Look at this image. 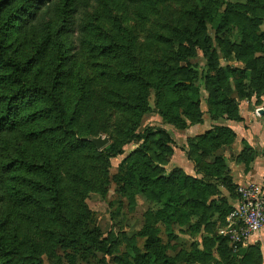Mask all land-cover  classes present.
<instances>
[{"label": "rangeland", "instance_id": "rangeland-1", "mask_svg": "<svg viewBox=\"0 0 264 264\" xmlns=\"http://www.w3.org/2000/svg\"><path fill=\"white\" fill-rule=\"evenodd\" d=\"M219 1L222 4L220 11L224 16H218L215 19L216 22L221 24L225 20L224 17L230 22L225 24V20L220 25L221 30L218 31L214 30L211 25L207 26L206 32L203 33L204 35L200 39H206L203 40V42L205 41L203 45L210 48L209 55L204 54L201 50L197 51L193 47L187 49V47L175 43V39L179 35L182 37L188 35L186 26L180 27V30L175 27L170 30L171 23L176 24L179 20L185 21L186 0H166L163 5L158 6V10L151 16H143L140 19L128 18L127 20L114 0H96L92 2V6L89 5L86 19L95 23L97 27L100 25L101 32L117 33L120 32L119 26H123L126 32L133 33L134 53L138 55V59H141L137 65L143 69L145 68V80L148 79L147 74L149 72L154 73V76L149 78V82L145 86V95L142 97L146 101L147 112L140 116V120L136 122L138 129L129 139L127 137L128 130L121 131L119 129L125 114L124 109H118L117 111V108H115V113H117L111 122H107L103 116L100 118L95 116L92 125H89L86 120L80 121L77 118H75V121L72 120L71 129L76 139L90 142L97 138L109 139L108 144L98 149L108 159H105V162L103 161L101 171L96 174L99 177H107V181H103L101 178L97 182L101 185L97 188L92 184L91 176L92 173H96L99 166L94 169V172L85 173L81 171L79 177L69 179L73 167L78 166L81 168V162L84 161L81 158L83 153H76L74 157L66 155L63 158L59 154L61 149L57 148L53 151L50 150V153H52L51 162L54 165L58 163L57 169L61 171L60 179H62L59 187L63 190L59 197H56L52 192L49 194L46 192L47 195L44 200L39 190L41 188H54L53 181L52 177L49 179L46 175V169H44L43 174H41L40 169L35 171V164L43 165L47 160L48 148L53 147L43 143L37 145L35 150L30 151L27 148V143L19 136L13 138L11 150L8 152L7 157L9 161L17 160L19 166L13 173L11 172L6 176V188L16 189L18 194L12 193L16 203L14 207L12 206L2 214L3 219L8 222L10 229H13L14 226H17V223L29 221L27 220L29 214L24 210H30L32 206L35 209L32 216L36 220L47 217L53 219V223L57 222L68 228V232L71 233H69L72 242L70 245L75 247V249L64 248L63 250L60 247L54 248V241L46 245L42 244L44 247L40 250V253H42L44 264H72L71 261H75L73 264H162L165 255L173 258L175 264H192L193 260L189 255L194 253L196 249L206 248L203 242L204 237L212 239L215 234L222 237L225 225L211 227L208 230L203 225L198 230L196 227L198 219L196 217H191L188 222L183 215L179 216V220L172 223L171 229L167 228L164 220L159 217L161 204L149 198V196L135 194L136 188L133 185H127L123 192L119 190L115 183V177L119 174V167L122 162L133 152L144 150L146 146H149V154L153 157L152 159H154L157 167V177L165 180L170 179L167 184L171 189L176 191L179 187L176 182L171 180L172 177H177L178 181H181L184 178L183 176H188L191 179L201 180L212 185L211 189H215V191L211 193L216 194L214 199L217 198L218 200L224 195L235 193L237 185L232 178H230L232 183L216 178L205 179L203 170H205V165L208 163L204 162L201 168H195V174L192 172L187 174L180 170L175 163L176 151L189 150L187 156L192 161L189 156L192 145L197 144L199 141L202 142L203 136L215 131L216 128H223L221 125H213L210 130L198 136L184 134L191 127L203 125L206 118H209L212 122L227 120L225 117L219 120L212 119L214 116L212 111H215V105L211 103L213 99L221 101L218 106L219 112L230 109L233 115L239 116L238 123L245 122L242 115L247 111L246 109L253 112L256 119L263 118L259 124L263 133H261L262 137H259L264 140V0ZM150 30L154 33H149ZM156 34H163L168 39L161 41L159 45L157 37H155ZM69 42L70 39H67L62 33V22L58 18L51 20L49 14L43 19L37 18L28 28V31L16 32L6 46L9 54L23 60L34 54L35 45L40 44L43 48L49 45L50 52L45 63L43 64V61L35 67V75H38L36 81L39 85H45L52 81L51 79L56 75L59 55H62L65 44ZM85 45L86 48L83 47L82 50V58L73 65V81L76 88H78L77 93L84 96L87 94L85 82H88L91 78L93 79L94 76L99 78L107 68L111 69L110 63L112 61L110 60L113 56V53L108 52L109 56L107 58L109 60L96 58L91 53L92 44L86 42ZM159 47L164 51V55L161 54ZM159 59H161L160 63L157 62ZM151 60H154L155 64L150 62ZM187 64L190 65V70L196 73L194 78L201 93L200 109L203 114L200 123H196L198 119L196 117L192 121H188L187 126L183 128L181 123H184V120L182 122L181 119L173 115L164 117L159 110V105L166 82L174 74L172 69L184 67ZM41 66L45 73L42 76L39 74ZM131 68L136 69V64L133 63ZM226 70L230 72L229 75L228 72H225ZM237 70L241 72L238 73ZM221 77L222 80H220ZM102 78H104V74L101 75L100 80ZM220 83H223L227 92L225 97H220L217 92H213L221 86ZM96 90L98 92L97 87ZM99 92H101L100 88ZM96 101L98 106L101 105V108L106 109L107 104L98 101V99ZM72 102L70 105L75 104L76 100ZM38 104L44 107L43 104L38 102L36 106ZM138 105L139 102L136 101L134 107L138 108ZM28 108L29 102L26 101L24 111L30 112L31 110L28 111ZM72 113V109H70L68 120L71 118ZM131 118L130 120L137 121L138 112L134 110ZM56 120L54 114L50 113L47 120L37 121L36 123L39 124L35 127L43 131L46 127L53 126ZM65 120L67 121V119ZM35 127L30 126L20 129L18 133L24 135L25 132L35 129ZM108 127L114 130V136L109 135L106 130L109 129ZM160 130L164 133L162 136L159 134L158 138L163 139L165 145L156 142L157 136L149 141L136 140L138 136L144 138L150 132L155 131L156 133ZM236 137L235 135L234 139L230 138L231 145L223 146L219 154L222 153L221 151H228L233 148L237 140ZM114 139H117V142L113 143ZM240 149H242L238 153L240 161H244L248 155L253 156L247 144L242 143ZM119 151H121V154ZM159 152L162 156L159 155ZM67 158H70V160H67ZM22 161H25V163L20 165ZM211 161L212 159L208 160V162ZM140 167L142 168V165ZM141 170L143 171V169H139L140 172ZM190 191L192 192L190 189L185 190L184 197L180 198L185 207L187 201L192 199V195L189 194ZM59 203H61V207H59ZM111 204L112 206H110ZM148 226H151L152 229ZM94 229L100 230L105 238L118 241L119 252H115L110 256L98 253L95 246L90 242L92 239L90 233ZM151 235L156 237V244L161 247L158 252L162 253L157 256L156 260L144 261L140 258L148 253L147 245ZM255 245L261 246L262 257L259 264H264V243H251L247 247ZM211 247L214 249L212 244ZM47 248L51 251L50 254Z\"/></svg>", "mask_w": 264, "mask_h": 264}, {"label": "trees", "instance_id": "trees-1", "mask_svg": "<svg viewBox=\"0 0 264 264\" xmlns=\"http://www.w3.org/2000/svg\"><path fill=\"white\" fill-rule=\"evenodd\" d=\"M93 1L96 0H0V264H44L42 253H40V250L44 247L42 244L46 245L52 241H54V248L75 249L74 246L70 245L72 242L70 241L68 228L57 222L53 223L51 218L45 217L36 220L32 216L35 211L32 206L30 210H24L29 214L27 218L29 221L17 223V226H14L13 229H10L8 222L3 219L2 214L12 206L14 207L16 203L13 194H18L16 189L6 188V176L11 172L13 173L19 166L17 160L9 161L7 157L8 152L11 150L13 138L19 136L27 143V148L30 151L35 150L37 145L43 143L53 147L48 148L49 151L46 156L48 161L46 160L43 165L34 163L35 171L40 169L41 174H43L44 169H46L48 178L51 179L52 177L54 188H41L39 190L45 200L47 193L52 192L56 197H59L63 190L59 187L62 181L60 179L61 171L57 169L58 163L54 165L51 162L52 153H50V150L60 148L61 153L59 154L63 158L66 155L74 157L76 153H83L81 158L84 161L81 162V168L78 166L73 167L69 179L79 177L81 171L85 173L94 172V169L99 166L96 173H92V184L97 188L101 185V183L97 184L101 178L103 181H107V177H99L96 174L101 171L103 161L105 162V159L108 158L103 156L93 142L79 140L74 137L71 123L75 121V118L80 121L86 120L89 125H92L95 116L98 118L103 116L107 122H111L117 113L115 111L124 109V116L120 115L123 116V119L119 129L121 131L128 130L127 137L129 139L138 129L136 122L140 120L142 114L147 112L148 107L142 97L146 92L145 86H147L149 78L154 76V73L149 72L147 74L148 79H144L145 68L143 69L137 65L141 59H138V55L134 53L133 33L126 32L123 26H119L120 32L104 33L100 31V25L97 27L95 23L86 19L87 9L89 5L92 6ZM114 1L122 10L126 20L128 18L140 19L143 16H151L158 10V6L166 2V0ZM221 5L219 0H186L185 21L179 20L176 24L171 23L170 30L173 27L180 30V27L186 26L188 35L183 37L179 35L176 37L175 43L183 45L187 49L193 47L195 50H201L204 54L209 55L210 48L203 45L205 42L203 40L206 39L200 38L203 37L208 25H211L216 31L221 30L220 25L226 18L224 17L225 20L221 24H218L215 20L220 15L224 16L220 11ZM49 14L51 20L58 18L62 22V33L67 39H70V42L65 44L62 55H59L57 73L51 79L52 81L45 85H39L36 81L38 75H35V67L43 61V64L45 63L50 52L49 45L44 48L40 44L35 45L34 54L23 60L9 54L6 45L16 32L28 31V28L37 18L43 19ZM227 22H230V20H226L225 24H228ZM149 33H154V31L150 30ZM155 37H157L159 45L161 41L168 39L163 34H156ZM86 42L92 44L91 53L96 58L109 60L107 58L109 56L108 52L113 53V56L110 60L112 61L110 63L111 69L107 68L108 71L105 70L104 73H101V75L104 74V78L100 80L101 75L99 78L94 76L93 79L91 78L88 82H85L87 94L84 96L77 93L78 88H76L73 81V65L82 58V50L83 47L86 48ZM160 52L164 55L161 48ZM150 62L155 64L154 60ZM157 62L160 63L161 59ZM133 63L136 64V69L131 68ZM172 71L174 74L169 77L161 93L159 105L161 114L164 117L173 115L181 121L184 120V123H181L183 128L187 126L188 121H192L196 117L198 118L196 123H200L203 113L200 109L201 93L194 78L195 71L190 70L189 64L174 68ZM225 72H228V75L230 74L227 70ZM237 72L240 73L241 71L237 70ZM39 74L41 76L45 75L42 66L39 69ZM182 74L184 76H181ZM222 79L221 77L220 80ZM220 84L221 86L213 92H217L220 97H225L227 92L223 83ZM99 88L101 92H99ZM97 99L107 104V110L101 108V105L98 106ZM75 100L76 103L70 105ZM26 101L29 102L28 111L31 110L30 112L24 111ZM136 101L139 102L138 108L134 107ZM37 102L43 104L44 107L39 106V104L36 106ZM220 102L216 99L211 100L212 105H215V111H212L214 115L212 119L219 120L225 117L227 120L239 121V116L233 115L230 109L219 112ZM69 108L72 109L73 113L68 120ZM115 108L117 109L114 110ZM134 110L138 112V118L135 122L130 120ZM50 113L57 118L53 126L46 127L43 131L37 129L35 126L39 123L36 122L47 120ZM30 126H34L35 129H30L24 135H19L20 129ZM108 128L106 130L109 135L114 136V130H111V127ZM163 133L162 130L156 133L152 131L144 138L136 137V140L149 141L157 136L156 142L165 145L163 139L158 138V135L162 136ZM166 136L169 138L167 134ZM234 136L235 134L228 128L219 127L203 136L202 142L199 141L197 144L192 145L189 156L195 167L201 168L204 162L208 163L205 165V170H203L206 180L216 178L232 183L225 157L219 154V151L223 146L231 145L230 138L234 139ZM114 142H117V139H114ZM149 151L150 147L146 146L144 150L133 152L122 162L119 167V174L115 177V183L120 191L124 192L127 185H133L136 188L135 194L149 196V198L161 204L159 217L164 220L166 227L169 229H171L172 223L178 221L179 216L182 215L188 222L191 217H196L198 219L196 224L198 230L203 225L208 230L211 227L226 224V219L232 212L233 207L224 199H212L216 196V194L211 193L215 191V189H211L212 185L201 180L191 179L188 176H183L184 178L181 181H178L177 177H172L171 180L176 182L179 187L176 191L171 189L167 184L170 179L165 180L157 177V167ZM159 155L162 156L160 152ZM248 156L242 161L247 167L250 164V160H247ZM68 159L70 160V158ZM209 159H212V161L208 162ZM23 163L25 161H22L20 165ZM29 167L32 168L33 166ZM139 169H143V171L140 172ZM237 187H235L236 190ZM188 189L192 190L189 193L192 195V199L188 200L189 202L187 201L185 207L180 198L184 197V191ZM236 190L234 194L237 196ZM58 205L61 207V203ZM44 212L46 213V211ZM90 235L92 237L90 242L95 246L98 253L110 256L115 252H119L118 241L105 238L100 230L94 229ZM156 241V237L151 235L147 245L148 253L141 256L140 259H144V261L156 260L157 256L162 253L158 252L161 247L157 246ZM203 242L206 245L205 249H196L194 253L189 255L193 260L192 264L197 262L200 264L261 263L262 251L259 245L247 248L238 245L237 251H235V248L230 246L228 239L218 236V234L213 235L212 239L204 237ZM47 250L50 254L49 248ZM174 261L173 258L165 255L162 264H175ZM71 263L73 264L75 261H71Z\"/></svg>", "mask_w": 264, "mask_h": 264}, {"label": "crops", "instance_id": "crops-1", "mask_svg": "<svg viewBox=\"0 0 264 264\" xmlns=\"http://www.w3.org/2000/svg\"><path fill=\"white\" fill-rule=\"evenodd\" d=\"M246 110L247 111L242 115L245 119V122L243 123H238L231 120H219L218 122H212L209 118H206L203 125L191 127V129L185 131L184 134L198 136L210 130L213 125H221L231 130L237 136L234 147L230 148L228 151H221V154L225 157L229 169V177L233 179L234 183L238 187L241 185L256 183L263 185L264 188V140L260 139V137H262L261 133H263V130L261 129V126H259L260 121L263 118L256 119L253 115V112H251L249 109ZM242 143L247 144L249 150H251V153L253 154L252 158L250 155L247 158V160H250L248 167L244 162L238 159V153L240 150H242L240 149V145L242 146ZM188 151L189 150L187 149L176 151L175 163L180 170L186 172L187 174L190 172L195 174L196 167L193 161L188 159ZM212 199H214V197ZM215 199L217 200V198ZM221 199L228 201L232 207L237 202L236 194L224 195L221 197Z\"/></svg>", "mask_w": 264, "mask_h": 264}, {"label": "built area", "instance_id": "built-area-1", "mask_svg": "<svg viewBox=\"0 0 264 264\" xmlns=\"http://www.w3.org/2000/svg\"><path fill=\"white\" fill-rule=\"evenodd\" d=\"M237 202L226 219L222 237L236 249L238 245L264 243V188L261 184L241 185Z\"/></svg>", "mask_w": 264, "mask_h": 264}, {"label": "water", "instance_id": "water-1", "mask_svg": "<svg viewBox=\"0 0 264 264\" xmlns=\"http://www.w3.org/2000/svg\"><path fill=\"white\" fill-rule=\"evenodd\" d=\"M109 143V139L105 138H97L93 140V144L97 147V149H101L102 147H104L106 144Z\"/></svg>", "mask_w": 264, "mask_h": 264}]
</instances>
